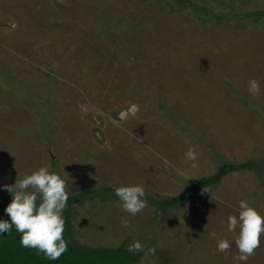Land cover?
Masks as SVG:
<instances>
[{"label":"rangeland","instance_id":"374dc122","mask_svg":"<svg viewBox=\"0 0 264 264\" xmlns=\"http://www.w3.org/2000/svg\"><path fill=\"white\" fill-rule=\"evenodd\" d=\"M190 1L211 11L181 0H0V220L13 199L4 185L45 164L69 174V194L143 183L168 198L221 159L264 157V18L247 17L264 0ZM240 200L264 214V175L231 174L172 212L87 203L75 238L110 250L140 241L134 264H264V237L246 262L233 259L239 229L227 223ZM225 236L232 246L219 252Z\"/></svg>","mask_w":264,"mask_h":264},{"label":"clouds","instance_id":"9594fccd","mask_svg":"<svg viewBox=\"0 0 264 264\" xmlns=\"http://www.w3.org/2000/svg\"><path fill=\"white\" fill-rule=\"evenodd\" d=\"M64 3V0H60ZM248 91L258 95L261 91L260 83L255 80L248 81ZM196 146L190 147L185 158L190 161L197 160ZM196 167L195 163L192 165ZM69 174L62 171H51L48 165H43L31 174L19 177L15 185H4L13 199L5 209L9 220H0V233L9 232L13 225L21 233V244L26 248L37 249L50 260H58L67 251V242L64 238L65 219L63 212L67 206L69 193L67 191ZM206 191V190H205ZM122 210L132 216L142 212L148 202L146 189L143 183L124 185L115 188ZM40 201L37 204V201ZM238 214L228 217V232L235 235V244L238 255L233 257L237 262H246L255 255L261 246L264 237V214L253 207L247 200H240ZM130 222L125 219L122 226L128 227ZM216 237V232L210 234ZM231 241L225 236L217 241V251L227 252L231 248ZM143 249L140 241L128 246L129 251L139 252Z\"/></svg>","mask_w":264,"mask_h":264},{"label":"trees","instance_id":"16d2710c","mask_svg":"<svg viewBox=\"0 0 264 264\" xmlns=\"http://www.w3.org/2000/svg\"><path fill=\"white\" fill-rule=\"evenodd\" d=\"M185 1L197 13H209V6H200L197 2L190 0ZM247 17L255 23H259L264 18V12L255 11L249 13ZM241 172H253L263 177L264 175V157L256 161H248L242 163H230L224 160L219 161V167L216 173L209 177H202L193 182H189L184 190L177 196L168 198H157L145 196L144 199L156 210V212H172L192 203L204 189L215 190L221 183L231 174ZM116 203L119 197L112 188H83L69 194L67 206L63 212L66 221L64 238L67 242V251L58 259L50 260L44 253L33 248H26L21 244V233L15 226L9 232L0 233V264H134V252L128 248H120L117 250L89 248L80 245L75 238V230L73 222L78 214L77 209L84 207L87 203ZM11 202H7L2 206L5 210ZM40 201H37L39 204ZM7 218L1 220H9L10 217L5 212Z\"/></svg>","mask_w":264,"mask_h":264}]
</instances>
